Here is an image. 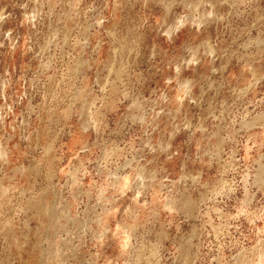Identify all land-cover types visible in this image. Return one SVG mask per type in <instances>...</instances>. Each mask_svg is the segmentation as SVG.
Returning <instances> with one entry per match:
<instances>
[{
  "label": "rangeland",
  "instance_id": "374dc122",
  "mask_svg": "<svg viewBox=\"0 0 264 264\" xmlns=\"http://www.w3.org/2000/svg\"><path fill=\"white\" fill-rule=\"evenodd\" d=\"M259 173L264 0H0V264H264Z\"/></svg>",
  "mask_w": 264,
  "mask_h": 264
},
{
  "label": "bare ground",
  "instance_id": "6f19581e",
  "mask_svg": "<svg viewBox=\"0 0 264 264\" xmlns=\"http://www.w3.org/2000/svg\"><path fill=\"white\" fill-rule=\"evenodd\" d=\"M231 2H232V0H231ZM92 115H93V112H92V110H91V105L88 104V103L86 102V103L81 107V112H80V117H83V116H84V117H85V122H82V123H81V125H80L78 131H74V132H73L72 137H71V142H72V143L77 144V143L82 142V137H83V134H82V133L89 129L90 125H89V122H88L87 120H88V118H91ZM86 123H87V124H86ZM254 124H255L254 122H245V123H244V127L249 128V127L253 126ZM124 166H126V165H124ZM127 167H128V166H127ZM127 167H126V168H127ZM122 174H123V173H122ZM259 175H260V173H259ZM259 175H258V176H259ZM123 176L125 177V175L117 176V175L114 174L113 177H112V179H113L114 181H120V180H119V177H123ZM125 180L127 181V179H125ZM259 180H260L261 183L264 184V178H263V177L261 178V175L259 176ZM263 244H264V243H263ZM261 250H262V249H261ZM241 253H242V252H241ZM247 256H248V255H247ZM234 262H237L238 264H246V263L249 262V258L246 257V256H244L243 254H240V255L236 256Z\"/></svg>",
  "mask_w": 264,
  "mask_h": 264
}]
</instances>
